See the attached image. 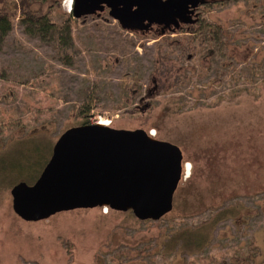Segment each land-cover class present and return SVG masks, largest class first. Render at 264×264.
<instances>
[{"label": "rangeland", "instance_id": "rangeland-1", "mask_svg": "<svg viewBox=\"0 0 264 264\" xmlns=\"http://www.w3.org/2000/svg\"><path fill=\"white\" fill-rule=\"evenodd\" d=\"M67 1L51 3L55 29L30 31L19 16L0 36V264H264V91L208 106L234 86L253 89L223 73L241 70L243 44L264 46V0L199 7V25L226 33L219 65L206 58L215 45L186 25L128 31L108 9L70 17ZM101 120L180 147L191 173L173 210L19 217L12 188L35 184L66 130Z\"/></svg>", "mask_w": 264, "mask_h": 264}, {"label": "water", "instance_id": "water-1", "mask_svg": "<svg viewBox=\"0 0 264 264\" xmlns=\"http://www.w3.org/2000/svg\"><path fill=\"white\" fill-rule=\"evenodd\" d=\"M206 0H73L75 18L109 10L123 29L164 31L192 24ZM174 27V28H172ZM183 152L146 130L85 124L66 130L35 184L20 182L11 194L15 213L40 221L56 213L108 206L159 220L174 207L183 177Z\"/></svg>", "mask_w": 264, "mask_h": 264}, {"label": "trees", "instance_id": "trees-1", "mask_svg": "<svg viewBox=\"0 0 264 264\" xmlns=\"http://www.w3.org/2000/svg\"><path fill=\"white\" fill-rule=\"evenodd\" d=\"M52 1L51 0H0V36L4 37L12 30L14 21L15 19L19 18V16L21 18V21L26 23L30 31H32V29L33 30L34 29L44 30L46 28L55 29L57 26L51 23L50 20V16L53 13L52 12L53 7L51 6ZM206 1L210 2L217 0H206ZM68 15L70 17H74L72 10H71V14ZM198 17H199V13H198ZM198 17L196 18V21L194 23L184 24V26L185 25L186 27L188 26V28H190L191 33L201 37L198 40L200 46L203 47V45L205 44L215 45V47L209 46L210 49L209 51L206 52V56H207L206 58H209V61L211 63L217 62V64L219 65L220 51H222L221 48H223L222 46L225 44L223 42V39L224 36H226V33L223 31V28L218 25H214L210 23L199 25ZM182 27L183 25H181L180 28ZM151 29L147 31H150ZM177 29H174V31ZM162 34H165V32H163ZM255 49H256L255 46H250V44H243V54L244 55L246 54V56L243 55V57L241 58V64H243L241 70L234 72L233 73L234 76H232V74H229V72L223 73L224 76L227 75L230 76L233 82L241 83L243 81V83L247 82L249 84H252L253 89L244 86V84L243 86H238V87L234 86V88H230V90L225 92L223 95L218 96V100L216 103L209 104L208 106L210 107L215 106L226 99L230 100L242 94L243 95L250 94L258 97L259 93L261 91H264V46L258 48L256 51ZM260 54H262L261 57H258V55ZM230 57L235 58L234 55ZM202 60H204V58H202ZM210 67L208 68V70L211 69ZM86 124H91V123L90 121H88ZM207 237H209V233L206 234L205 237H201L200 240L197 239V242L201 245H204L206 243L205 240Z\"/></svg>", "mask_w": 264, "mask_h": 264}, {"label": "bare ground", "instance_id": "bare-ground-1", "mask_svg": "<svg viewBox=\"0 0 264 264\" xmlns=\"http://www.w3.org/2000/svg\"><path fill=\"white\" fill-rule=\"evenodd\" d=\"M66 1H67V0H66ZM72 1H73V0H68V1H67L66 7H67L68 10L71 9ZM99 123L102 124V125H109V122L106 121V120H101ZM109 126H110V125H109ZM149 134L154 136V135L156 134V131L153 130V132H151V133H149ZM184 167H185V170H186L185 173H186V174H190V173H191V163H190V162H187L186 164H184ZM189 177H190V176H189Z\"/></svg>", "mask_w": 264, "mask_h": 264}, {"label": "flooded vegetation", "instance_id": "flooded-vegetation-1", "mask_svg": "<svg viewBox=\"0 0 264 264\" xmlns=\"http://www.w3.org/2000/svg\"><path fill=\"white\" fill-rule=\"evenodd\" d=\"M155 26H157V25H155ZM160 27H161V26H160ZM151 28H152V27H151ZM151 28H150V29H151ZM172 28H174V27H172ZM144 32H145V31H144Z\"/></svg>", "mask_w": 264, "mask_h": 264}, {"label": "clouds", "instance_id": "clouds-1", "mask_svg": "<svg viewBox=\"0 0 264 264\" xmlns=\"http://www.w3.org/2000/svg\"><path fill=\"white\" fill-rule=\"evenodd\" d=\"M72 5V4H71ZM70 10H72V9H70Z\"/></svg>", "mask_w": 264, "mask_h": 264}]
</instances>
